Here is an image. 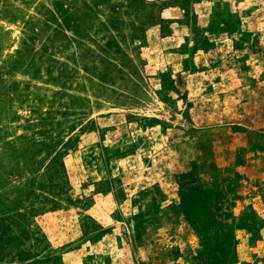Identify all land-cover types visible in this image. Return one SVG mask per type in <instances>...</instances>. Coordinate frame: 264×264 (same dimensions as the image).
<instances>
[{
  "label": "rangeland",
  "instance_id": "obj_1",
  "mask_svg": "<svg viewBox=\"0 0 264 264\" xmlns=\"http://www.w3.org/2000/svg\"><path fill=\"white\" fill-rule=\"evenodd\" d=\"M0 264H264V0H0Z\"/></svg>",
  "mask_w": 264,
  "mask_h": 264
}]
</instances>
